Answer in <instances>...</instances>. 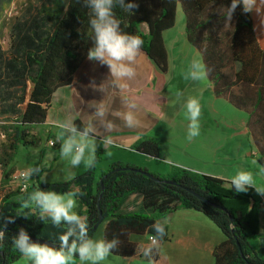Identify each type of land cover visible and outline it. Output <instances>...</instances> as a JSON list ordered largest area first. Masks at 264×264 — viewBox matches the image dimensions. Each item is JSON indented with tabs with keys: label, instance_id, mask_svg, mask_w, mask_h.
Here are the masks:
<instances>
[{
	"label": "trees",
	"instance_id": "obj_1",
	"mask_svg": "<svg viewBox=\"0 0 264 264\" xmlns=\"http://www.w3.org/2000/svg\"><path fill=\"white\" fill-rule=\"evenodd\" d=\"M134 2L139 5L133 9L134 14L119 6L114 8L121 30L141 37V51L147 53L164 73L168 69V52L163 34L175 27L178 7H181L187 40L200 51L204 65L211 70L207 77L214 84L215 94L227 97L234 107L248 112L252 142L264 146V49L257 40L250 14H243L238 7L231 24L225 25L224 12L231 0ZM32 12L30 9L23 17L24 22L16 25V35L23 37L19 40L14 64L8 67L16 78L26 75L30 81L29 90L21 98L23 110L13 124L11 151H16L19 146L29 148L38 144L39 138L30 135L31 129L46 121L53 94L72 84L92 46V29L88 23L90 10L83 0H46L34 10L35 15ZM141 25L147 26V34L139 31ZM19 61L20 67L17 66ZM75 123L82 124L81 120ZM133 150L160 159L157 140L144 139ZM101 153L98 149L97 162ZM2 162L0 158V165ZM257 162L260 168L264 167V149L259 148ZM95 166L77 177L76 182L73 181L76 178L67 181V187L37 180L26 190L20 188L2 199L0 217H14L15 223L7 225L5 239L0 243V264H13L22 257L12 243L20 227L25 228L31 238L58 244L56 238L63 229L53 227L50 221L41 222L34 207H21L28 194L38 188L61 194L82 192V196L76 197V212L86 218L92 238L100 212L104 220L110 218L104 238L120 240L113 254L116 257H130L135 253L136 244L129 240L131 234L151 235L150 226L156 220L164 219L178 209H194L213 221L227 238L214 250L215 264H264L249 241L259 232L261 197L254 189L238 194L224 179L185 169L174 170L169 178L156 175L161 181L176 182L175 185L159 184L143 174L148 170L119 163L96 179ZM121 168L129 170H118ZM104 175L108 177L104 180L105 190L100 198L99 180ZM132 194L142 197V211L122 210L126 198ZM163 240H168V232ZM156 260L160 261L161 256L157 255Z\"/></svg>",
	"mask_w": 264,
	"mask_h": 264
},
{
	"label": "crops",
	"instance_id": "obj_2",
	"mask_svg": "<svg viewBox=\"0 0 264 264\" xmlns=\"http://www.w3.org/2000/svg\"><path fill=\"white\" fill-rule=\"evenodd\" d=\"M27 5V4H26ZM32 9V14H36L34 10H37L34 5H27L24 12L17 17L10 29L8 39H0V105H3V116H0V122L6 119L7 123L11 125L18 120L19 115L23 110V104H21V98L29 90L30 81L26 75H19L16 78L12 71L8 69L9 65H13V60L16 58L18 43L23 36L16 35V25L24 22V16ZM181 7H178L177 17H179ZM182 11V10H181ZM253 28L259 25V19L254 13H250ZM147 28V26H146ZM166 31L163 34L164 43L168 52V69L164 73L158 68L147 56V53L142 51V55L138 58L137 62V77L134 81L130 82V91L128 95L131 98L137 100L139 108L137 115L140 120V125L136 128H126L118 118L109 116V119H114L118 127L111 133L114 137L113 145L109 147H116L126 149L132 153L139 154L133 150L134 146L144 139H154L160 144V159H168L176 162L177 165H183L182 162L175 161V151L180 152L192 163L199 166H188V168H195L200 170V173L207 176H213L221 179L224 177V181L228 182L227 178L231 177L230 172L234 174L238 170L252 171L255 174V179L259 185H264V173L260 172V166L258 165V152L259 148L264 149V146H258L250 139L253 140L251 126L245 122V119L241 115V123L238 125H212L211 111L219 113V106L223 107L226 104L233 106L227 97H219L214 92V84L208 77L205 81H202L204 88L212 90L214 97L208 95L207 105H205V92L201 91L200 94L190 95L195 88L194 81L185 80L184 74L188 71L191 63L187 59H182L181 55L178 58L170 61V53ZM148 33L147 31L143 32ZM256 37L261 47L264 49V31L259 27L255 30ZM185 34V25H184ZM186 36V34H185ZM172 47L175 48L180 44L182 46L183 53L188 52L191 54L199 55L202 58L200 51L192 46L187 36L182 42L173 38L171 40ZM12 45L14 48L12 49ZM191 46V47H189ZM192 48V49H190ZM182 53V54H183ZM186 60V61H185ZM202 63L203 59H202ZM17 66H21V62H17ZM179 69L182 71L180 72ZM15 71H17L15 67ZM109 69L107 66H101L98 62L89 61L88 59L82 64L79 70L74 76V80L71 85L58 89L52 97V103L47 113L46 121L32 128L30 135L39 138L37 145L43 141L44 138L48 139V144L52 147L60 148V142L56 139L59 133V129L55 126L56 122L63 121L67 118L73 119L75 122L81 120V123L86 122L89 115L94 109L88 107V103L95 100L100 101L104 98L109 102L113 110L123 111L125 110L121 102V98L113 94V89L110 86ZM94 82L97 86L101 85L105 89V93L98 89H93L90 84ZM207 82V83H206ZM26 84V87H25ZM180 92L182 95L178 98L176 93ZM188 97H196L199 99L202 107V115L200 117V134L188 140V126L186 124L188 118H182L187 116L186 110L182 105L186 102ZM94 102V101H93ZM234 107V106H233ZM236 108V107H234ZM238 109V108H236ZM240 112H245L239 109ZM248 115V112H246ZM225 119V118H224ZM182 121V125H178V121ZM184 121V122H183ZM221 129L225 132L230 129L234 134L231 137H247L248 142H242L238 140V144L221 138L218 134ZM12 131V129L10 130ZM214 134V135H212ZM5 133L0 131V147L5 142ZM13 136V135H12ZM51 143H54L53 145ZM12 144V140L10 142ZM253 144V145H252ZM24 148L19 146L16 151H9L11 156L6 159L5 165H0V203L2 199L9 193L15 192V184H18L14 180V175L18 174L17 154L19 150ZM173 155V156H172ZM148 160H156L155 158L148 157ZM159 162V161H155ZM190 162V163H191ZM124 165H130L139 168H145L149 171H156V175L165 178H169L176 169H185L182 166L166 165L160 166L153 165L149 161L139 160L138 162H117ZM219 164L222 169L215 170L208 168V165ZM112 163L109 167H111ZM151 167H155L157 170H150ZM2 167V168H1ZM88 168V167H87ZM84 163L77 168H72L70 171L62 173V176L58 178L55 184H64L67 181H71L77 176L82 175L87 171ZM86 169V170H85ZM108 168L103 169L106 171ZM152 169V168H151ZM23 172V171H22ZM21 172V173H22ZM102 172V173H103ZM232 174V175H234ZM39 175L32 176L34 182H43V177ZM100 177V176H99ZM39 178V179H38ZM223 180V179H222ZM33 182V183H34ZM20 183V182H19ZM229 183V182H228ZM261 197V206L258 213V235L250 238V244L256 252V255L264 260V247H262L261 240L264 239V197ZM142 205V197L137 194L128 196L124 202L122 210L124 212H140ZM78 206V201H77ZM77 208V207H76ZM76 211V209H75ZM168 224L165 228L168 232V240L161 241V247L157 255L161 256V260L156 264H215L214 250L215 248L226 241L224 233L218 228V226L211 221L206 215L198 212L194 209H178L170 214L168 217ZM163 220V219H160ZM110 218L105 219L94 234V239L104 238V233ZM149 234L138 235L131 234L129 240L136 244V250L147 243V237ZM112 255L102 264H146L145 259L137 255V251L130 257H122ZM13 264H28L24 257H21ZM75 264H81L79 258H75Z\"/></svg>",
	"mask_w": 264,
	"mask_h": 264
},
{
	"label": "clouds",
	"instance_id": "obj_3",
	"mask_svg": "<svg viewBox=\"0 0 264 264\" xmlns=\"http://www.w3.org/2000/svg\"><path fill=\"white\" fill-rule=\"evenodd\" d=\"M83 4L90 10L89 26L92 29V46L87 51L89 61L98 62L109 69L110 86L113 94L121 98L125 110H113L106 98L100 101H91L88 107L94 109L86 122L77 125L71 118L56 122L60 130L57 140L60 142V157L67 160L72 168L84 163L92 168L96 162V153L99 148L107 149L113 145L114 137L111 135L118 127L113 118H118L124 127L136 128L140 125L137 115L139 104L131 98L130 82L137 77V62L142 55L143 40L138 35L121 30L120 20L116 18L114 8L119 6L125 12L134 14L133 9L139 7L134 0H83ZM240 7L243 14L254 13L259 19V27L264 31V0H231V4L224 12L225 25H230L233 16ZM211 70L200 60H193L188 71L184 74L185 80L201 82L207 79ZM103 84V83H102ZM90 84L93 89L105 93L104 87ZM179 98L182 93L177 92ZM186 110L188 123L187 138L191 141L200 134V117L202 107L196 97H188L182 105ZM167 164L185 167L186 171L200 174V170L177 165L176 162L165 159ZM42 172L41 166L30 167L21 173L24 179H29ZM260 172L264 173V167ZM221 179H225L221 177ZM236 193H247L254 189L257 195L264 197V185H259L252 171L238 170L233 176L227 178ZM79 190L67 193L36 189L28 194L21 207L35 208L41 222L50 221L55 228L63 229L57 236V245L47 242L34 241L25 228L20 227L14 235L12 243L28 264H75L78 257L81 264H102L114 251L118 249L120 240L94 239L89 235V225L86 218L79 215L77 196H82ZM28 218V216H24ZM15 223L14 217H0V243L5 239L6 228ZM168 219L156 220L150 226L153 234L147 237V243L139 247L137 255L142 256L146 264H156L155 255L159 253L161 241L167 235L165 225ZM121 259H123L121 257Z\"/></svg>",
	"mask_w": 264,
	"mask_h": 264
},
{
	"label": "rangeland",
	"instance_id": "obj_4",
	"mask_svg": "<svg viewBox=\"0 0 264 264\" xmlns=\"http://www.w3.org/2000/svg\"><path fill=\"white\" fill-rule=\"evenodd\" d=\"M46 0H0V39H8L10 29L12 28V25L17 17L20 16L22 12H24V9L27 5H34V7L39 8L41 4H45ZM27 4V5H26ZM180 15L179 17L176 18V25L173 29L169 30V34H167V42H168V47H169V52L170 53V61L174 60V58H178L180 55L182 56V59H187L189 60L190 63H192L193 60H200L202 62V58L199 55L191 54L188 52L183 53L180 51L182 50V46L178 44V46L175 48L172 47L171 40L173 38H176V40H180L181 44L185 40V34H184V25H185V17L183 12L179 9ZM139 31H147L146 25H141L139 26ZM191 47V46H189ZM192 49V48H190ZM183 53V54H182ZM178 56V57H176ZM186 61V60H185ZM79 70V69H78ZM181 72L182 70L179 69ZM195 83V88H193V92H190V95L194 94H200L201 91H206L205 93V105H207L206 101L209 99L208 95L210 96V99L214 97V92L207 88H204V85L202 83L204 82H194ZM207 83V82H206ZM219 113H214L211 111V124L213 125H218L221 126L223 124L225 125H238L241 123V115L243 119H245V122H249V117L246 114V112H240L239 109L234 108L233 106H230L229 104H226L225 107L220 105L219 107ZM3 105H0V116H3V111H4ZM187 116H184L182 118L186 119ZM225 118V119H224ZM10 121H7L6 119L2 120L0 122V131L2 133H5V142L2 143L0 147V158L2 159V167L5 165V161L9 156H11V153L9 152V146L11 142V135L13 131V125L10 123H7ZM184 122V121H183ZM189 123V121H187ZM182 125V121H178V125ZM188 126V124H186ZM12 129V131H10ZM218 134L221 136V138L227 140L228 142H235L238 144V140L241 139L242 142H248L249 139L247 137H240L237 135V137H231L233 132L230 131H221L218 132ZM214 135V134H212ZM250 142L252 143V140L250 139ZM253 145V144H252ZM60 148H56V146L52 147L48 144V139L44 138L43 141L40 143V145H36L34 147H29V148H24L23 150H19V153L17 154V164L16 167L18 169V175L21 174L22 171H25L26 169L30 167H35L37 165L41 166L42 172L40 173L43 177V182L48 183V184H55V182L58 180L60 176H62V173L68 172L71 169L70 164L68 163L67 160H62L60 157L59 153ZM101 149L102 153L100 155V159L98 162H95V175L96 179H99V176L102 174V170L106 168H110L109 166L112 163L117 164V162H138L139 160H144V161H149V163H152V166L157 165L158 167L166 166L168 165L165 163L164 159H156V160H148L146 155L144 154H136L132 153L131 151L126 150V149H121V148H116V147H108L107 149H104L103 147L99 148ZM174 159L175 161L182 162L183 165H188V166H199L195 163H192L189 161L183 154L182 151L178 152L176 149ZM173 156V155H172ZM149 157V156H148ZM159 161V162H155ZM191 162V163H190ZM123 164V163H119ZM124 165V164H123ZM170 165V164H169ZM1 167V168H2ZM215 170L222 169V166L219 164H212L210 163L208 165V168H213ZM87 168V167H86ZM152 168V169H151ZM89 168H87L88 170ZM107 169V170H108ZM145 169V168H143ZM86 170V169H85ZM150 170H157L155 167L150 166ZM149 173L153 174L156 176V171H149ZM85 174V173H83ZM82 174V175H83ZM203 174V173H201ZM234 172H230L229 175L233 176ZM81 176V175H80ZM79 177V176H77ZM76 177V178H77ZM34 179L33 177L26 179V183L28 185L34 184ZM18 184H15V192L20 190V185L21 183L17 182Z\"/></svg>",
	"mask_w": 264,
	"mask_h": 264
},
{
	"label": "water",
	"instance_id": "obj_5",
	"mask_svg": "<svg viewBox=\"0 0 264 264\" xmlns=\"http://www.w3.org/2000/svg\"><path fill=\"white\" fill-rule=\"evenodd\" d=\"M118 170H129V169H128V168H121V169H118ZM143 174H144L145 176H147L148 178H151L153 181H155V182H157V183H159V184H161V183H164V184H173V185L176 184V182L171 181V180L161 181L160 178L156 177L155 175H153V174H151V173H149V172H143ZM107 177H108V175H104V176L99 180V183H100V185H101V187H102V193H101V195H100V198L103 196V193H104V190H105L104 180H105ZM75 180H77V178L74 179L73 181L76 182ZM68 185H69V184H68V182H67L66 184H59V187H61V188H62V187H67ZM202 199H203V198H202ZM203 200H204V199H203ZM98 206H99V208H100V205H98ZM103 221H104V216H102V214H101V212H100V219H99V222L95 225V228L93 229L94 232L97 231V229L99 228L100 224H101ZM5 230L7 231L8 228H6ZM32 239H33L34 241H38V242H41V243H43V242H47V241L40 240V239H37V238H32ZM261 242H262V247H264V239H262ZM47 243H49V242H47ZM49 244H52V243H49ZM52 245H53V244H52ZM2 254H3V253H2Z\"/></svg>",
	"mask_w": 264,
	"mask_h": 264
},
{
	"label": "built area",
	"instance_id": "obj_6",
	"mask_svg": "<svg viewBox=\"0 0 264 264\" xmlns=\"http://www.w3.org/2000/svg\"><path fill=\"white\" fill-rule=\"evenodd\" d=\"M52 145L54 144V143H51ZM14 180L15 181H19L20 183H21V185H20V188H21V190H26L27 189V187L29 186L27 183H26V179H24L22 176H21V174H16V175H14Z\"/></svg>",
	"mask_w": 264,
	"mask_h": 264
}]
</instances>
